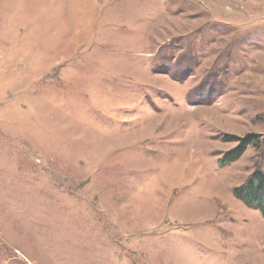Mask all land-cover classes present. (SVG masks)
<instances>
[{"label": "rangeland", "instance_id": "374dc122", "mask_svg": "<svg viewBox=\"0 0 264 264\" xmlns=\"http://www.w3.org/2000/svg\"><path fill=\"white\" fill-rule=\"evenodd\" d=\"M256 171L264 0H0V264H264Z\"/></svg>", "mask_w": 264, "mask_h": 264}, {"label": "trees", "instance_id": "16d2710c", "mask_svg": "<svg viewBox=\"0 0 264 264\" xmlns=\"http://www.w3.org/2000/svg\"><path fill=\"white\" fill-rule=\"evenodd\" d=\"M260 135L251 134L244 138L238 136H226V141H236L238 145L226 152L222 157V163L225 165L239 159L246 151L249 145L256 143L257 146L263 143ZM260 142V143H259ZM234 194L249 206L259 208L264 216V173L256 171L247 184L234 188Z\"/></svg>", "mask_w": 264, "mask_h": 264}]
</instances>
